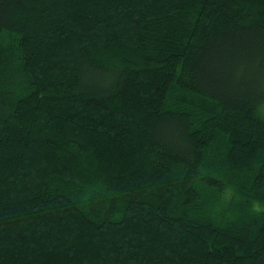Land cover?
Instances as JSON below:
<instances>
[{"label":"trees","instance_id":"16d2710c","mask_svg":"<svg viewBox=\"0 0 264 264\" xmlns=\"http://www.w3.org/2000/svg\"><path fill=\"white\" fill-rule=\"evenodd\" d=\"M0 264H264V0H0Z\"/></svg>","mask_w":264,"mask_h":264}]
</instances>
